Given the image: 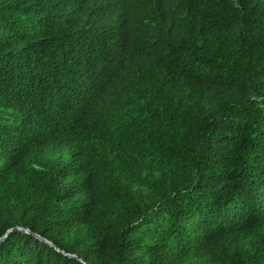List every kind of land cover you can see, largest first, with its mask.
<instances>
[{"label":"trees","instance_id":"1","mask_svg":"<svg viewBox=\"0 0 264 264\" xmlns=\"http://www.w3.org/2000/svg\"><path fill=\"white\" fill-rule=\"evenodd\" d=\"M2 238L0 264H264V0H0Z\"/></svg>","mask_w":264,"mask_h":264},{"label":"water","instance_id":"2","mask_svg":"<svg viewBox=\"0 0 264 264\" xmlns=\"http://www.w3.org/2000/svg\"><path fill=\"white\" fill-rule=\"evenodd\" d=\"M9 233V231L7 232V234ZM7 234L4 236V238L7 236ZM4 238L0 239V241H2ZM72 258H75L74 256H71Z\"/></svg>","mask_w":264,"mask_h":264}]
</instances>
